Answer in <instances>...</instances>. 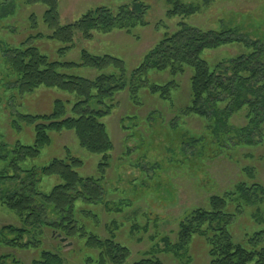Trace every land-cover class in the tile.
<instances>
[{
	"label": "rangeland",
	"instance_id": "rangeland-1",
	"mask_svg": "<svg viewBox=\"0 0 264 264\" xmlns=\"http://www.w3.org/2000/svg\"><path fill=\"white\" fill-rule=\"evenodd\" d=\"M180 1L199 6L198 12L187 18H169L168 0H142L149 8L145 26H136L129 33L93 32L91 40H84L77 33L73 48L60 54L64 46L48 39L50 31L43 22L44 5H28L25 0H0V6L3 2L13 5V14L0 20V47L4 44L18 46L29 37L33 46L53 62L80 63V54L85 50L95 56L109 55L122 60L130 74L149 50L177 30L180 22L202 31L233 30L250 43L264 42V0ZM121 5L124 4L116 0H58L59 22L61 25L73 23L101 6L116 13ZM31 16L36 22L35 30L31 29ZM37 35L41 37L33 39ZM249 52L242 45L231 44L205 50L201 57L213 68ZM64 72L87 79L98 75V71L82 67ZM190 74L191 70L186 69L184 75L175 79L178 86L169 102L149 94L147 88H141L133 98L126 91L116 93L114 110L101 120L113 145L101 184L103 199L97 203L76 201L74 220L87 236L110 240L127 249L129 257L123 264H134L147 255H153L161 264H209L206 238L199 235L181 252V258L162 250L163 239L175 243L178 226L190 212L210 210L208 201L212 196L228 195L223 212L232 216L226 228L235 244L248 248V239L264 231V121L260 131L252 135L255 144L248 143L244 135L238 136L248 124L247 109L229 119L227 134L213 136L211 122L183 113L191 100ZM172 79L167 72L147 74L149 84L162 86ZM15 80L0 56V147L6 148L5 155L9 158L0 161V176L12 175L8 169L9 154L16 144L32 146L34 143L32 126L20 123V131L13 129L17 115H48L56 100L70 104L67 107V115H70V106L76 100L73 95L44 87L20 95L13 89ZM49 137V146L41 150L37 159L20 165L23 172L35 169L39 173L53 159L65 161L70 155L83 164L77 170L81 178H101L97 169L101 156L80 148L73 132H51ZM2 153L5 152L0 151V155ZM19 178L20 181L0 183V197L18 191L23 180L29 184L26 173L19 174ZM36 180V188L45 194L60 182L57 177H41L40 174L36 175ZM238 186L253 188L254 200L245 202L237 193ZM55 220L47 210L43 222L49 224ZM9 226L22 227L16 214L0 202V231ZM13 238L5 233L0 236V257L8 258L6 264H32L40 260L42 252L60 257L63 264H102L100 257L106 259L100 250L86 246V238H67L49 228H43L42 235L23 236L22 244L29 242L35 247L17 249L7 245ZM4 239L6 241H2ZM260 248H264V238L257 249ZM104 264L112 263L106 259Z\"/></svg>",
	"mask_w": 264,
	"mask_h": 264
},
{
	"label": "trees",
	"instance_id": "trees-1",
	"mask_svg": "<svg viewBox=\"0 0 264 264\" xmlns=\"http://www.w3.org/2000/svg\"><path fill=\"white\" fill-rule=\"evenodd\" d=\"M6 1V0H5ZM123 3L117 12L109 8L97 7L83 15L79 20L61 25L59 22L58 0H25L28 5L41 4L46 7L43 22L50 31L48 39L62 44L59 53H65L73 48L75 34L80 33L84 40H91L93 32L108 34L112 31L129 33L136 26H145V17L149 10L142 0H116ZM169 18H187L198 12L199 6L183 4L180 0H168ZM13 14L11 2L0 6V20ZM31 29H36L34 17H30ZM37 35L33 39H39ZM27 38L18 46L4 44L0 47L1 60L8 73L16 80L13 89L20 95L30 94L40 87L56 89L75 96V102L67 107L60 100L54 102L53 110L48 115L29 116L17 115L12 123L13 129L20 131V123L32 126L34 143L32 146L16 144L10 152L8 169L12 175L3 173L0 183L5 181H20L19 174L26 173L25 181H21L20 189L0 197L1 204L16 214L22 227L11 226L3 228L4 233L14 236L7 245L25 249L34 246L31 243L22 244L23 236L42 235L43 228L60 232L67 238H86V246L100 250L112 264H123L129 257V251L114 244L110 240L101 241L93 235H88L82 228L76 226L74 220L75 204L78 200L97 203L103 199L102 182L108 167V154L113 145L106 133L102 119L114 110L113 98L116 93L126 91L131 98L135 97L141 88H147L149 94L158 96L163 101H171L172 92L178 84L175 79L191 70L189 78L190 105L183 112L186 115H196L206 119L213 136L227 134L229 119L237 112L247 109L248 124L241 129L239 135L252 140L254 132L260 131L264 121V42H249L233 30H199L183 22L170 35L164 36L157 45L149 50L142 63L130 74H127L124 62L109 55L95 56L87 51L80 54V63H60L49 60ZM239 44L250 50L235 59L221 62L211 68L201 57L205 50H215L223 46ZM74 67H82L98 71L94 79H87L67 74L64 71ZM150 71L167 72L173 79L165 85L149 84L147 74ZM73 132L80 148L90 154L101 156L97 166L101 178H81L77 170L82 167L79 159L67 156L65 161L53 159L39 173L37 170L23 172L20 165L27 160L37 159L41 150L50 144L49 133ZM241 137V136H240ZM0 161L8 160L6 148L0 147ZM7 157V158H6ZM41 177H57L60 182L48 193H42L36 188V175ZM254 188H257L254 186ZM253 188L238 186L237 193L246 202L254 200ZM2 196V195H1ZM225 197L209 198L210 210L196 209L188 214L179 224L176 241L170 244L164 241L162 252L181 258L184 250L196 235L206 238L208 245L209 264H264V248H258L264 238V231L254 234L248 239V248L233 242L227 225L232 216L223 212L226 207ZM56 218L46 224L43 217L46 211ZM95 217V216H93ZM2 241H6L5 239ZM37 245L38 242H35ZM6 256L0 257V264H6ZM106 259L101 256L100 262ZM32 264H63L60 257L48 252H42L41 258ZM134 264H161L153 255H147Z\"/></svg>",
	"mask_w": 264,
	"mask_h": 264
},
{
	"label": "water",
	"instance_id": "water-1",
	"mask_svg": "<svg viewBox=\"0 0 264 264\" xmlns=\"http://www.w3.org/2000/svg\"><path fill=\"white\" fill-rule=\"evenodd\" d=\"M64 240L63 239H61V242H63Z\"/></svg>",
	"mask_w": 264,
	"mask_h": 264
}]
</instances>
